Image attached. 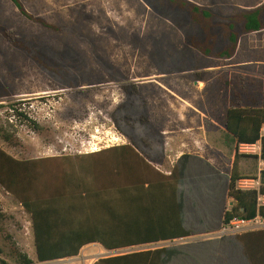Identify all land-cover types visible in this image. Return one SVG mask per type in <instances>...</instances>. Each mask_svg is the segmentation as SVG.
<instances>
[{"label":"rangeland","instance_id":"rangeland-1","mask_svg":"<svg viewBox=\"0 0 264 264\" xmlns=\"http://www.w3.org/2000/svg\"><path fill=\"white\" fill-rule=\"evenodd\" d=\"M20 1L51 27L24 16L11 0H0V120L14 136L12 142L0 136V148L19 161L60 157L55 163L62 168L51 162L34 190L53 195L68 173L78 179L80 156L123 142L139 144L154 164L165 142L186 143L167 152L210 151L218 167L231 171L238 149L225 116L233 104L264 108V30L242 35L236 55L218 60L186 44L199 31L187 16L162 17L143 0ZM188 1L218 19L264 4ZM6 35L45 55L50 70ZM14 109L30 121L12 117ZM126 112L136 119L132 125L121 121ZM258 171L255 159L238 160L243 177ZM18 253L37 260L32 215L0 187V264H18Z\"/></svg>","mask_w":264,"mask_h":264},{"label":"crops","instance_id":"crops-1","mask_svg":"<svg viewBox=\"0 0 264 264\" xmlns=\"http://www.w3.org/2000/svg\"><path fill=\"white\" fill-rule=\"evenodd\" d=\"M184 146L190 145L165 142L157 164L134 142L80 156L78 180L63 182L61 192L47 196L46 212L50 227L62 232L55 234L61 240L56 244L82 248L77 256L53 262H40L36 256L34 264H104L156 246L214 239L213 168L231 171L218 167L210 151L167 152ZM48 158L58 162L60 157ZM227 237L221 252L208 257L212 264H264V229Z\"/></svg>","mask_w":264,"mask_h":264},{"label":"trees","instance_id":"trees-1","mask_svg":"<svg viewBox=\"0 0 264 264\" xmlns=\"http://www.w3.org/2000/svg\"><path fill=\"white\" fill-rule=\"evenodd\" d=\"M11 1L27 18L40 22L45 27H51L45 21L36 19L30 15L20 0ZM143 1L149 8L162 17H165L170 12H177L187 16L198 27L199 31L198 34L187 36L186 44L201 54L218 60H230L236 55L242 35L258 33L264 30V4L252 10L241 11L237 15L226 19H218L212 10L188 0ZM10 41L15 46L27 51L43 68L50 70L51 66L45 55L22 45L16 39L11 38ZM134 90L137 92V88H134ZM121 108L124 109V107ZM13 112L12 117L17 118L19 116L30 121L27 116L20 114L16 109ZM113 120L118 126V121L116 119ZM140 120L143 124H147L148 122L146 119ZM121 121L127 125H132V123L136 122V119L126 112L122 116ZM263 127L264 108H247L240 104H233L226 112L225 128L228 136L237 146V149L240 145H254L261 140V159L264 161V136L261 133ZM0 136L6 142H12L14 138L13 135L4 129L1 120ZM244 156L258 161V157L256 156L240 155L236 151L230 173H222L216 167L213 168L215 179L212 209L215 227L210 233H218L225 224H229L235 219L251 220L256 218L257 215L264 218V206L259 207L258 205V196L264 195V170L260 172V178L258 176L250 178L260 180V188L258 190L240 189L239 182L248 178L243 177L238 172V160ZM55 161L48 159L19 161L0 148V187L16 197L26 211L32 215L37 257L43 263L77 256L82 248V246L71 244H56V242L61 240H58V238L55 239L54 236L55 234L60 236L62 232H56L50 227L48 222L49 215L46 212L47 197L34 190L35 186L40 182L39 179L44 169L51 166V162L52 164H56L54 168H62V165L55 163ZM72 175L70 173L67 174L65 179L66 183L78 180L73 179ZM58 192H61L60 189H58ZM208 208H210V205H208ZM67 234H70V232ZM226 238L229 237L224 236L195 243L157 247L150 250L133 252L127 257L111 259L103 261V263L212 264V260H208V257L221 252V247ZM64 241L72 240L67 238ZM105 248L114 250L121 247L106 245ZM16 260L18 264H34L33 260L27 254L18 253ZM1 264L8 263L2 262Z\"/></svg>","mask_w":264,"mask_h":264},{"label":"built area","instance_id":"built-area-1","mask_svg":"<svg viewBox=\"0 0 264 264\" xmlns=\"http://www.w3.org/2000/svg\"><path fill=\"white\" fill-rule=\"evenodd\" d=\"M261 133L262 136H264V127ZM238 151L240 153H247L250 156L258 157V165H259L258 178H260V172L264 170L263 168L264 161L261 159L262 141L260 140L254 145H244V144L240 145L238 147ZM239 188L243 190H258L260 188V180L259 179L254 180L250 178L243 179L239 182ZM258 205L259 207L264 206V195L258 196ZM263 229H264V218L261 217L260 215H257L256 218L251 220L235 219L231 221L229 224H225L221 229V231H219L215 235H212L211 237L221 238L224 236L238 235L244 232L258 231Z\"/></svg>","mask_w":264,"mask_h":264}]
</instances>
